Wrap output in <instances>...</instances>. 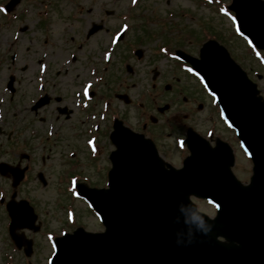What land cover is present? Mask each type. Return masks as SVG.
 Listing matches in <instances>:
<instances>
[{
	"label": "rangeland",
	"instance_id": "1",
	"mask_svg": "<svg viewBox=\"0 0 264 264\" xmlns=\"http://www.w3.org/2000/svg\"><path fill=\"white\" fill-rule=\"evenodd\" d=\"M129 6H134L136 17L130 19V22L135 27L128 31L122 43L116 46L111 44L114 55L108 54L110 60L106 62L107 55L101 53V49L109 48L111 31L95 33L87 43L83 38L90 24L98 23L99 20L108 22L106 26L113 29V23L119 22L120 12H125ZM138 14L140 17L136 20ZM44 17L47 18L46 22H42ZM137 21L142 22L144 29L136 28ZM203 22H209L211 26L208 24L205 27L214 33L218 32L220 39L229 48L232 44H238V48L233 47L230 50L242 67L250 70V75L252 70L259 73L263 71L261 66L257 65L256 57L251 59L240 51L241 42L238 39L231 40L228 37L231 25L228 16L216 13L214 7L211 8L197 0H136V3L132 0H18L8 16L0 12V161L16 164L22 152L30 154L33 172L29 174V180L22 184L18 196L30 198L40 221L38 232L24 231L27 238L33 239L30 259L25 258L9 244L7 230L0 229V264L9 261L13 264H46L47 256L54 249L48 235L53 237L71 231L76 226H82L89 231L102 229L98 218L89 210L86 203L68 190L70 183L66 180L57 182L58 176L60 179L69 165L68 153L80 146L82 149H78L77 155L73 158L74 161H80L76 171L91 175L92 185L103 182L100 173L96 174L92 166L83 163L85 160L83 144L88 137L91 111L90 107L86 106L82 113L80 107L76 106L77 100H73V94L75 91H83V87L80 89V84L76 82L84 75V78L89 76L90 84L94 88L108 91L111 102L109 113L117 116L115 112H118L126 124L140 131L137 123L143 120L141 114L156 113L151 104L154 98L160 103L170 102V96L175 93V90L171 93L168 92L170 89L164 90L162 83L174 80L175 76L183 78V74L174 68L169 59L159 53L158 46L168 39L174 47L185 43L195 54L197 40L189 39L187 42L184 35L195 34L201 38V27L206 24ZM150 32L161 34L146 37L145 35ZM136 36L146 37L132 43L142 45L145 49L144 55L137 61L126 45ZM43 40H54L57 45L43 47ZM71 51L77 53L76 62L68 66L71 71L67 77L56 76L55 70ZM13 52L18 54L15 60L11 59ZM40 52L48 53V70L44 73L47 92L53 96L55 87L61 90L64 95L60 105H66L73 110L66 122L54 118L53 115L56 113L54 100L39 107L36 114L31 111L32 104H29L28 100L36 94L33 76L37 70ZM153 64H157L162 75L156 76L155 87L152 89L153 73L150 70ZM104 66L105 68L101 70ZM97 70L102 74H96ZM163 74L167 78L162 79ZM9 75L15 76L13 84L15 94L11 100L7 99L9 94L5 85ZM98 76H101V79ZM251 77L259 88L263 87L261 78H254L252 75ZM189 83L185 88L189 98L187 102H183L182 95L177 97L175 108L181 107L182 110L178 116L183 117L187 114V121L201 134L213 130L215 136L229 142L237 158L233 167L234 173L242 182H246L250 171L249 162L240 150L234 132L221 120L213 101L194 90V83ZM113 93H125L131 103H124L121 99L113 97ZM138 103L143 106L140 107ZM199 103L202 104L201 108H198ZM171 108L174 112L173 103ZM51 128V135L47 136V131ZM151 128L159 134L163 146L162 156L174 166L178 165L180 151L174 136L180 135L179 131L168 130L161 122L151 125ZM105 146L107 147V144ZM73 166L74 164H70V167ZM95 166L104 169L105 165L99 161ZM40 171L45 184L40 182L37 174ZM9 188V180L5 181L0 175V199L4 197L5 200L6 189ZM196 203L201 211L212 216L214 213L212 206L201 200ZM2 211L0 208V214Z\"/></svg>",
	"mask_w": 264,
	"mask_h": 264
},
{
	"label": "water",
	"instance_id": "2",
	"mask_svg": "<svg viewBox=\"0 0 264 264\" xmlns=\"http://www.w3.org/2000/svg\"><path fill=\"white\" fill-rule=\"evenodd\" d=\"M219 48L208 41L200 59L191 62L252 158L250 183L243 185L232 174L233 155L220 140L211 148L189 134L191 154L176 169L163 163L149 140L118 124L108 188L82 190L105 230L77 228L57 238L52 264H264V103ZM190 195L213 202L216 216L197 212ZM21 204L9 210L12 229L35 219Z\"/></svg>",
	"mask_w": 264,
	"mask_h": 264
},
{
	"label": "flooded vegetation",
	"instance_id": "3",
	"mask_svg": "<svg viewBox=\"0 0 264 264\" xmlns=\"http://www.w3.org/2000/svg\"><path fill=\"white\" fill-rule=\"evenodd\" d=\"M264 1V0H263ZM107 23L108 22H105L104 20H99V22L98 23H91L90 25L92 26V25H96L97 27H98V29L94 32V33H92L91 34V36L92 35H94L95 33H98V32H101V31H106V32H112V34L115 36L116 35V37H117V35L121 32H119V33H116V32H118L119 30V26H120V23L119 22H115L114 23V25H113V29H111V28H109V26L107 27L106 25H107ZM90 26V27H91ZM89 29V28H88ZM91 36H87V34H85V36H84V39L85 40H87V41H89V39H90V37ZM125 36H127V33H126V31H125V29H124V31H123V35H122V39H121V41H120V43H122V41H124V39H125ZM130 43V42H129ZM129 43H127L126 45L128 46V49H130L131 48V46H130V44ZM125 45V46H126ZM140 57H142L143 55H144V48H142L141 46H140ZM102 50V49H101ZM240 50H241V52L242 53H246V52H249L250 50L247 48V46L244 44V45H242L241 46V48H240ZM261 53H262V55L264 56V51H261ZM129 54V53H128ZM114 55V54H113ZM128 57H130V54H129V56ZM139 57V58H140ZM76 56L74 55L73 57H72V59H71V61L74 63V62H76ZM73 65V64H72ZM154 66H155V64H153ZM152 65V66H153ZM26 67V66H25ZM29 68V67H28ZM155 68H156V66H155ZM177 71H180L181 72V70H180V68L179 67H177V66H175L174 67ZM27 69V68H26ZM131 69V68H130ZM153 77L151 76V79H152V83H151V86H152V88H154L155 87V80H156V76H159L160 74H161V72L156 68L155 70H153ZM55 75L56 76H59V75H62L63 77H67V75H68V73H64V74H60L59 72H56L55 73ZM162 75V74H161ZM85 76V75H84ZM84 76L81 78V80H79V81H77L76 83L77 84H80V87H81V84H83L86 80H88L89 79V76H87L86 78H84ZM184 77L185 78H187V76H185L184 75ZM164 78H167L166 77V75H164L163 74V78L162 79H164ZM162 79L160 80V81H162ZM167 82H170L169 83V86H168V89H170V91H168V92H172L173 90H175V93L172 95V96H170V99H171V101L172 102H175V106L177 105V97L179 96V95H182V100H184L183 102H187V99H189L188 98V96L186 95V91H185V88L189 85V83L188 82H186V81H183V78H179V77H177V76H175L174 77V81L173 80H166L165 82H163L162 84H166ZM262 82H264V78H263V80H262ZM103 84H104V82H103ZM194 88V87H193ZM196 88V87H195ZM194 88V90H196ZM41 89H42V87H41ZM54 94H53V96L52 95H50L49 94V92H43V93H41V94H46L45 95V97H48L49 98V100H48V102H50V101H52V100H54V102L56 103V105H55V107H54V110H55V112H56V114H57V116H56V118L58 119V120H61L62 122H66V120L67 119H69L70 118V116H71V114H72V109L71 108H68L66 105H63V106H61L60 105V103H62L63 101H62V96L64 95L63 93H62V91L61 90H57V88L55 87L54 88ZM96 93V91H93V89L92 88H90L87 92H83L82 94H81V92L77 95V97H75V93L73 94V96H74V98H73V100H77V99H79V102H84L85 104H89V107H90V111H91V113H95V116H96V118H99V115L103 112V108H102V100H103V98H110V95H109V93H108V91L107 90H103V88L102 89H100L99 90V97L97 98V96H96V99L93 101V98H94V94ZM262 93H263V97H264V88L262 89ZM117 94H120V93H113L112 95H113V97H116L117 98ZM123 94H125V93H123ZM86 95H88V100L89 101H86L85 99H86ZM81 100V101H80ZM128 100H129V98H128ZM130 103H131V101H129ZM192 102H193V100H192ZM107 104H108V101H107ZM158 108V105H155V109H157ZM170 108V107H169ZM173 108H175V107H173ZM80 109H81V112L83 113L84 112V109L82 108V107H80ZM166 111H164V112H162L160 115H159V118H162L163 117V114L165 113ZM90 113V114H91ZM178 114H179V109H175V112H174V116L176 117V118H178V120L179 121H182V127L181 128H179L178 130H182V129H184V128H186L187 126H193L192 124H190L189 123V121H187V114H185L183 117H179L178 116ZM106 121H108V111L106 112ZM161 122H162V124L163 123H165L164 121H163V119L161 120ZM103 125V121H101V123H100V126H102ZM104 125H106V124H104ZM141 127H142V129H145V131H147L148 132V136L150 137V138H152L153 139V141L156 143V145H157V147H158V149L160 150V152L162 153V149H163V146H162V144L160 143V139H159V134H158V132L156 133V132H154V129H152V128H148L147 127V125L145 124V123H143L142 125H141ZM90 135H92L93 137H95V144H96V148H97V154H99V156L98 157H96L95 159H91L90 157V154H89V152H88V150H87V148L84 146V144H83V147H84V150H85V152H84V159L86 160L87 159V163H88V165H90V166H94V167H96L97 169H102L101 167H98V166H95V164L97 163V162H99V161H102L103 163H104V168H105V171H107V169H108V152H109V147H108V145H107V147L105 146L109 141H108V137H109V129L108 128H105V129H99V125L97 124V126H96V129H95V131H90ZM102 138V140H100ZM212 138V137H211ZM101 143V144H100ZM102 145H104V147L102 148ZM76 151H77V153H78V149H82V146H80V148H78V147H75L74 148ZM162 155H163V153H162ZM74 157H75V155H74ZM30 160V162H32V160H31V158L29 159ZM77 162V161H76ZM80 161H78L77 163H79ZM33 172V169H32V167H31V163H29L28 165H27V169H26V172H25V178H24V180L22 181L23 183L25 182V181H28L29 180V174L30 173H32ZM40 173H42L41 171L40 172H38L37 174L39 175ZM103 176H104V173H102L101 175H100V178H103ZM43 178H44V176H43ZM20 183V184H23V183ZM44 183H45V179H44ZM98 185V184H97ZM100 185V184H99ZM22 186V185H21ZM21 188V187H20ZM20 188L18 187V189H17V194H18V192H20ZM11 194H10V192H8V193H6V196H5V200H4V198H2L1 200H0V208L2 209V210H4V207H5V203H6V200L8 199V198H10L11 196H10ZM7 198V199H6ZM7 222V215H6V213L4 212V211H2L1 212V214H0V229H6V225H5V223Z\"/></svg>",
	"mask_w": 264,
	"mask_h": 264
},
{
	"label": "snow or ice",
	"instance_id": "4",
	"mask_svg": "<svg viewBox=\"0 0 264 264\" xmlns=\"http://www.w3.org/2000/svg\"><path fill=\"white\" fill-rule=\"evenodd\" d=\"M132 2L133 3H136V0H132ZM209 2H211V0H209ZM4 11V9L3 8H0V12H3ZM121 32H123L124 31V29L122 28L121 30H120ZM115 42V41H114ZM105 59H107V56H105ZM41 68H42V70H43V66H41ZM87 85L85 86V89H87ZM90 145L92 144V141H89L88 142ZM246 154H248L247 152H246ZM209 203H212L211 201H209ZM49 239H51V237H49Z\"/></svg>",
	"mask_w": 264,
	"mask_h": 264
},
{
	"label": "clouds",
	"instance_id": "5",
	"mask_svg": "<svg viewBox=\"0 0 264 264\" xmlns=\"http://www.w3.org/2000/svg\"><path fill=\"white\" fill-rule=\"evenodd\" d=\"M209 230H210V228L206 227V228L204 229V233L207 234V232H208Z\"/></svg>",
	"mask_w": 264,
	"mask_h": 264
}]
</instances>
